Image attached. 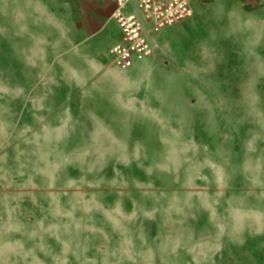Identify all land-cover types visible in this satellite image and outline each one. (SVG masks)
<instances>
[{"label":"crops","instance_id":"1","mask_svg":"<svg viewBox=\"0 0 264 264\" xmlns=\"http://www.w3.org/2000/svg\"><path fill=\"white\" fill-rule=\"evenodd\" d=\"M207 1L222 6L216 27L230 20L228 0ZM117 9L116 0H0V264H79L80 230L50 232L57 217L46 187L49 150H88L76 164H105L100 179L120 174L129 192L122 194L139 196L140 165L166 158L165 134L180 130L186 139L225 112L216 93L193 98L201 84L192 28L183 23L200 14L152 36L154 55L120 70L111 55L121 40ZM211 30L198 26L195 43ZM17 144L26 150L19 160ZM101 186L105 208L120 189ZM104 244L90 247L88 258L99 259Z\"/></svg>","mask_w":264,"mask_h":264},{"label":"rangeland","instance_id":"2","mask_svg":"<svg viewBox=\"0 0 264 264\" xmlns=\"http://www.w3.org/2000/svg\"><path fill=\"white\" fill-rule=\"evenodd\" d=\"M196 1L205 5H193L200 17L183 23L192 28L193 77L201 84L192 93L224 100L216 124L202 123L186 139L180 130L165 134L166 158L140 165L139 196L122 194L129 192L120 174L100 179L105 164H76L88 150L48 151L46 187L57 217L50 232L80 230L79 264H264V4L228 0L230 20L216 27L222 6ZM200 25L214 30L201 32L197 45ZM16 151L19 160L26 150L17 144ZM104 182L120 189L105 208ZM100 240L94 261L88 253Z\"/></svg>","mask_w":264,"mask_h":264},{"label":"built area","instance_id":"3","mask_svg":"<svg viewBox=\"0 0 264 264\" xmlns=\"http://www.w3.org/2000/svg\"><path fill=\"white\" fill-rule=\"evenodd\" d=\"M121 40L111 50L118 69L126 70L133 58L154 55L152 36L193 17L191 0H116ZM129 10V11H128Z\"/></svg>","mask_w":264,"mask_h":264}]
</instances>
